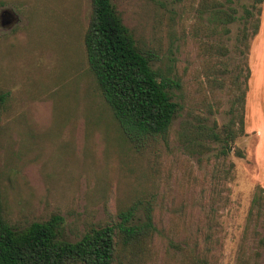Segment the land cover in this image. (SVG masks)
I'll use <instances>...</instances> for the list:
<instances>
[{
	"label": "rangeland",
	"instance_id": "rangeland-1",
	"mask_svg": "<svg viewBox=\"0 0 264 264\" xmlns=\"http://www.w3.org/2000/svg\"><path fill=\"white\" fill-rule=\"evenodd\" d=\"M112 2L154 68L180 84L177 116L165 136L125 137L88 63L92 0H0V13L19 15L0 25L7 220L24 229L59 215L76 242L138 204L136 219L151 209L155 230L114 264H264V39L252 37L256 9L246 20L254 0ZM244 93L245 132L225 155Z\"/></svg>",
	"mask_w": 264,
	"mask_h": 264
},
{
	"label": "trees",
	"instance_id": "trees-1",
	"mask_svg": "<svg viewBox=\"0 0 264 264\" xmlns=\"http://www.w3.org/2000/svg\"><path fill=\"white\" fill-rule=\"evenodd\" d=\"M92 4L85 35L88 63L123 134L134 144L167 135L179 110L171 90L180 84L154 68L155 55L138 46L112 0H92ZM263 4L264 0H254L246 10L250 22L257 10L252 37L259 32ZM235 18L229 16V20ZM249 25L241 32L245 40ZM9 97V92H0V126ZM246 98V93L240 98L239 119H231L225 130V155L245 132ZM213 135L220 139L217 133ZM139 210L138 204L132 205L120 212L117 223L92 228L76 242L62 236L64 219L59 215L18 229L5 216L0 173V264H114L121 251H140L155 230L151 209L143 222L136 219Z\"/></svg>",
	"mask_w": 264,
	"mask_h": 264
},
{
	"label": "water",
	"instance_id": "water-1",
	"mask_svg": "<svg viewBox=\"0 0 264 264\" xmlns=\"http://www.w3.org/2000/svg\"><path fill=\"white\" fill-rule=\"evenodd\" d=\"M19 21V15L11 8H5L0 13V25L4 29H10Z\"/></svg>",
	"mask_w": 264,
	"mask_h": 264
},
{
	"label": "crops",
	"instance_id": "crops-1",
	"mask_svg": "<svg viewBox=\"0 0 264 264\" xmlns=\"http://www.w3.org/2000/svg\"><path fill=\"white\" fill-rule=\"evenodd\" d=\"M264 39V4H263V10H262V22L259 29L258 34L255 36L256 40L262 41L261 39Z\"/></svg>",
	"mask_w": 264,
	"mask_h": 264
}]
</instances>
